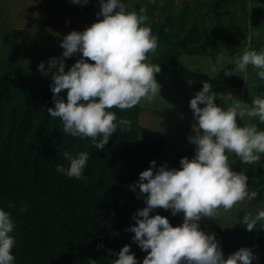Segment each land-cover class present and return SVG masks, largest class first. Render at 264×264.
Returning a JSON list of instances; mask_svg holds the SVG:
<instances>
[{
    "label": "clouds",
    "instance_id": "9594fccd",
    "mask_svg": "<svg viewBox=\"0 0 264 264\" xmlns=\"http://www.w3.org/2000/svg\"><path fill=\"white\" fill-rule=\"evenodd\" d=\"M70 2L85 5L88 0ZM144 13V8L139 12L128 10L123 0H99L95 15L102 19L83 31H70L60 41V56L50 57L47 68L44 61L37 65L42 75L51 73L54 107L47 108V112L60 119L65 135L91 138L95 149L102 150L118 128L127 130L132 123L123 118L117 120L110 109H131L142 100L151 101L159 96L161 86L154 74L160 72V65L148 62V53L157 50L158 38L146 23L148 17ZM77 52L80 58L65 71V58ZM226 61L234 62L235 69L225 70V76L247 72L252 66L264 80V49L248 47L231 57L220 52L211 70L215 72ZM64 89L66 102L58 98ZM216 95L212 84L203 81L202 88L189 100L198 129L187 137L194 145L192 158L181 157L179 168H169L166 163L157 166L156 161H150L133 185L147 194L146 206L135 213V224L128 229L134 233L132 242L146 251L142 264H252L255 259L249 247H241L225 258L215 235L199 226L202 217L214 218L219 209L229 211L234 205L260 195L257 190H249L246 171L233 170L229 154H235L243 165L260 161L264 154V130L250 122L241 126L237 118H257L264 123V98L257 97L248 104L229 92L232 103L225 108L215 103ZM64 158L68 166L57 163V172L69 178L87 179L83 173L89 161L88 152L81 151L76 156L65 152ZM157 207L171 209L173 216L182 213V223L172 226L167 217L150 215ZM242 224L247 231L264 227V200L254 211L243 215ZM14 227L10 213L0 208V264L14 262L11 250L15 238L10 235ZM130 248L125 244L118 252L108 249L117 257L112 264H138ZM88 264L97 261L89 258Z\"/></svg>",
    "mask_w": 264,
    "mask_h": 264
},
{
    "label": "trees",
    "instance_id": "16d2710c",
    "mask_svg": "<svg viewBox=\"0 0 264 264\" xmlns=\"http://www.w3.org/2000/svg\"><path fill=\"white\" fill-rule=\"evenodd\" d=\"M123 2L128 5V0ZM233 3L243 8L244 0H217L216 9H226ZM140 8L145 9L139 4L135 11L139 12ZM166 25L167 22L160 24L156 31L158 42L165 41ZM240 43L229 40L226 46L236 49ZM257 48V51L264 49V42L257 43ZM218 50L202 43L201 50L184 51L190 56L214 58ZM178 55L163 53L151 58L150 63L160 65V72L154 74L160 86L189 84L195 93L202 88L203 81H208L217 94L218 105L221 93L244 86L236 74L224 75L225 70H234L232 64L210 77L182 65ZM9 68L13 70L11 74H0V208L10 213L15 224L10 233L15 238L11 250L15 257L13 264H88L89 258L97 264H112L117 257L107 250L118 252L125 244L131 246L138 264H142L146 251L132 242L134 233L128 229L135 224V213L146 206L147 194L133 185L150 161H156L157 166L162 164L164 140L139 142V106L124 110L113 107L110 111L116 113L117 120H130L131 127L118 128L104 149H95L91 138L65 135L60 119L48 114L47 108L54 107L50 86L35 89L22 65H9ZM66 93L67 89L62 90L58 98L66 102ZM257 97L264 98L262 79ZM255 122L259 130H264V123L257 118ZM81 151L89 153L83 173L86 180L69 178L56 171L57 163L68 166L65 152L76 156ZM193 155L191 144L167 167L179 168L181 157L191 159ZM232 168L236 171L233 164ZM255 186L264 194V154H261L256 185L248 183L249 190H255ZM259 197L258 194L249 211L259 206ZM22 207L27 210L20 211ZM246 212L239 213L230 232L219 230L214 223L209 224V229L217 231L215 238L225 258L241 247H249L255 255L252 264H264V239L247 232L242 224ZM154 214L167 217L172 226L183 220L182 213L173 216L171 209L157 207L150 213Z\"/></svg>",
    "mask_w": 264,
    "mask_h": 264
},
{
    "label": "rangeland",
    "instance_id": "374dc122",
    "mask_svg": "<svg viewBox=\"0 0 264 264\" xmlns=\"http://www.w3.org/2000/svg\"><path fill=\"white\" fill-rule=\"evenodd\" d=\"M217 0H128L131 10L143 4L150 25L155 35L160 24L167 22L165 41L158 42L155 53L148 55L151 58L163 53H179L178 61L185 67L215 76L227 64L217 66L213 72L211 65L215 64L220 52L227 57L242 53L246 48L258 50L257 43L264 42V0H244L243 8L239 3L230 4L226 9H216ZM99 0H88L85 5L73 4L70 0H0V74L12 73L9 65H22L24 73L35 89L51 85V73L42 75L37 65L50 57L60 56L63 49L60 41L63 36L72 30L83 31L86 27L102 17H97ZM38 13V15H33ZM239 40L241 43L236 49H228L226 42ZM220 48L214 58L202 55L190 56L185 49H199L201 44ZM220 46V47H219ZM80 53L65 58V71L77 59ZM87 60V58H85ZM94 63L93 61H88ZM257 69L248 67L247 72H237L236 76L244 82L240 89L230 90L220 94V105L227 108L233 98L251 104L257 97L260 78L256 75ZM189 84L161 85L159 96L151 101L142 100L137 105L139 111V142L150 144L152 140L162 138L164 147L160 161L169 165L172 159L183 153L192 143L187 139L198 130L195 126L189 100L194 96ZM203 106V105H199ZM255 123V118L245 117L237 123ZM231 163L236 171H246L249 185H256L260 161L251 165H243L235 154H229ZM260 193L259 200H264ZM259 201V203H260ZM252 201H243L233 206L229 211L222 208L214 218L202 217L199 221L200 229L206 233H213L209 224L214 223L219 230L230 232L236 225L237 217L242 211L252 209ZM255 237L264 239V227H257L247 231Z\"/></svg>",
    "mask_w": 264,
    "mask_h": 264
}]
</instances>
